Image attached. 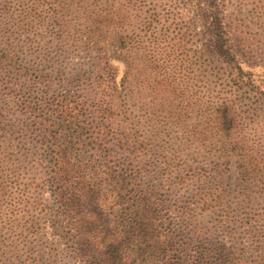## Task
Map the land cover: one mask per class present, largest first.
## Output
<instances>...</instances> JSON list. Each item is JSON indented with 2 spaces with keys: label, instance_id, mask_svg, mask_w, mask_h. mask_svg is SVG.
I'll return each instance as SVG.
<instances>
[{
  "label": "trees",
  "instance_id": "1",
  "mask_svg": "<svg viewBox=\"0 0 264 264\" xmlns=\"http://www.w3.org/2000/svg\"><path fill=\"white\" fill-rule=\"evenodd\" d=\"M195 1L211 51L241 81L218 0ZM140 23L135 40L117 12L104 14L101 37L85 46L114 45L129 70L141 46L151 43L155 55L173 49L163 15L152 10ZM106 57L100 48L46 73L6 64L0 139L17 151L8 160L0 149V264H264V226L257 231L252 218L238 216L231 222L222 185L203 168L181 167L185 160L145 135L131 111L128 70L116 82ZM214 112L215 125L229 134L235 120L227 108ZM226 138L223 148L235 144ZM233 237L239 244L226 248Z\"/></svg>",
  "mask_w": 264,
  "mask_h": 264
},
{
  "label": "rangeland",
  "instance_id": "2",
  "mask_svg": "<svg viewBox=\"0 0 264 264\" xmlns=\"http://www.w3.org/2000/svg\"><path fill=\"white\" fill-rule=\"evenodd\" d=\"M89 1L0 0V80L10 61L46 73L55 62L64 67L79 64L103 48L107 62L117 70L116 82L128 70L131 111L145 135L154 137L173 158L185 160L181 167L206 170V176L225 189L231 222L236 216L252 218L259 231L264 226V0H218L221 26L229 34L241 81L211 51L210 34L195 0H98L86 9ZM152 10L170 24L172 50L155 55L151 43L148 50L141 46L144 52H132L129 70L114 45L93 44L101 37L97 28L104 14L117 12L128 34L138 40L140 22ZM85 18L93 31L85 28ZM88 37L93 43L87 48ZM19 83L26 85L17 77ZM222 104L235 120L229 134L215 125L214 110ZM226 135L235 143L227 149L222 147ZM0 149L6 159H14L11 154L17 150L3 139ZM248 240L241 242L247 249ZM235 244L233 237L225 246Z\"/></svg>",
  "mask_w": 264,
  "mask_h": 264
}]
</instances>
